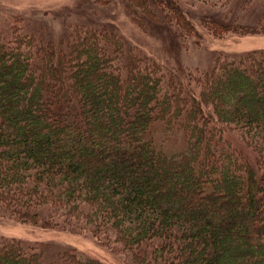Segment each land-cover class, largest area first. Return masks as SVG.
<instances>
[{
	"label": "trees",
	"instance_id": "16d2710c",
	"mask_svg": "<svg viewBox=\"0 0 264 264\" xmlns=\"http://www.w3.org/2000/svg\"><path fill=\"white\" fill-rule=\"evenodd\" d=\"M202 1L121 0L177 47L200 43L195 17L264 32V0ZM87 19L57 40L0 24V217L88 231L128 264H264V49L177 73ZM46 258L0 237V264H104Z\"/></svg>",
	"mask_w": 264,
	"mask_h": 264
},
{
	"label": "rangeland",
	"instance_id": "374dc122",
	"mask_svg": "<svg viewBox=\"0 0 264 264\" xmlns=\"http://www.w3.org/2000/svg\"><path fill=\"white\" fill-rule=\"evenodd\" d=\"M185 1L182 4L184 7L201 14L206 10L205 6L210 7L202 0ZM93 8L97 9V12L93 11ZM15 17L20 25L26 23L25 25L34 32L51 34L56 40L66 34L73 25L92 17L98 24L113 25L133 47L154 57L164 66L173 67L177 73L206 70L214 64V58L219 53L233 55L264 49V32H226L215 35L201 26L199 17L194 19L201 32L200 43L190 40L187 42L188 48L181 45L177 47L175 44L179 43L175 38L174 42L172 41L174 33L167 24H137L121 0H0V24L6 26L13 22ZM170 144L171 149L181 145L179 141ZM248 154L250 158L253 157L250 152ZM1 236L39 246L48 260L53 259L59 252L73 249L84 257L96 258L104 264L129 262L128 256L121 254L114 247L105 245L88 231L42 227L40 224L24 223L4 216L0 217Z\"/></svg>",
	"mask_w": 264,
	"mask_h": 264
}]
</instances>
